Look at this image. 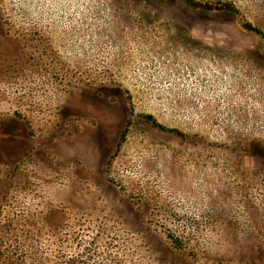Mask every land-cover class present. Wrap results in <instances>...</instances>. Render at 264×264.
I'll return each mask as SVG.
<instances>
[{
  "label": "rangeland",
  "instance_id": "1",
  "mask_svg": "<svg viewBox=\"0 0 264 264\" xmlns=\"http://www.w3.org/2000/svg\"><path fill=\"white\" fill-rule=\"evenodd\" d=\"M0 264H264V0H0Z\"/></svg>",
  "mask_w": 264,
  "mask_h": 264
}]
</instances>
